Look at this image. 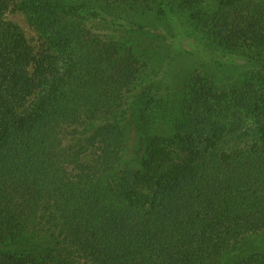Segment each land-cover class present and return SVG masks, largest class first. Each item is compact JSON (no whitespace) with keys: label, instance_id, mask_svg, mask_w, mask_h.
Instances as JSON below:
<instances>
[{"label":"trees","instance_id":"trees-1","mask_svg":"<svg viewBox=\"0 0 264 264\" xmlns=\"http://www.w3.org/2000/svg\"><path fill=\"white\" fill-rule=\"evenodd\" d=\"M13 9L32 36L0 0V264H264V0Z\"/></svg>","mask_w":264,"mask_h":264},{"label":"rangeland","instance_id":"rangeland-1","mask_svg":"<svg viewBox=\"0 0 264 264\" xmlns=\"http://www.w3.org/2000/svg\"><path fill=\"white\" fill-rule=\"evenodd\" d=\"M17 0H5L6 4H7V11L5 12V17L7 21H10L12 23H14L15 25H17L19 28H22L25 30L26 34L28 37L32 36V32L27 24V22L25 21L24 17L22 16V14L20 12H18L17 10L13 9V5L15 4ZM212 1V0H210ZM145 26V24H143ZM162 28V27H159ZM182 46L184 48H187L188 46L191 45L190 40H183L182 41ZM190 54H191V58L188 60H185L184 62L186 63V66H188L189 68L192 67V69H200L202 67H205L206 70H208L209 73V78L212 79L213 81H216L217 83L221 84V54L215 52V51H211L208 49H203V48H192L190 50ZM233 62L239 63L241 64L243 62V60L240 59V57L238 56H233L231 55ZM223 61V59H222ZM227 61V60H226ZM180 61L177 60V64L176 62H172L171 64L168 65V67L173 68V66L177 65V69L180 68L179 66ZM235 63V67L236 69L234 70L235 73L237 75H235V73H232V69L231 70H227L226 72V78L224 79V81L226 83L230 82V83H236L237 82V78L240 74V69H238L237 64ZM196 64V65H194ZM179 66V67H178ZM198 66V67H197ZM216 69V70H215ZM201 71V70H200ZM233 71V72H234ZM239 112L235 113V116H239ZM233 115V116H234Z\"/></svg>","mask_w":264,"mask_h":264}]
</instances>
